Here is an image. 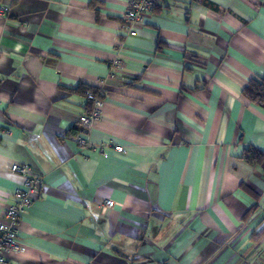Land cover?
Returning a JSON list of instances; mask_svg holds the SVG:
<instances>
[{
  "label": "crops",
  "instance_id": "0c3cea01",
  "mask_svg": "<svg viewBox=\"0 0 264 264\" xmlns=\"http://www.w3.org/2000/svg\"><path fill=\"white\" fill-rule=\"evenodd\" d=\"M127 1L0 0V222L10 166L41 176L3 264H264V0H159L136 35Z\"/></svg>",
  "mask_w": 264,
  "mask_h": 264
},
{
  "label": "built area",
  "instance_id": "2783aa9c",
  "mask_svg": "<svg viewBox=\"0 0 264 264\" xmlns=\"http://www.w3.org/2000/svg\"><path fill=\"white\" fill-rule=\"evenodd\" d=\"M159 0H128L126 11L124 13V22L131 35H136L137 25L146 22L147 16L157 7ZM9 6H0V17H6L9 13ZM124 64L121 57H115L111 61V67L116 71ZM87 98L93 106L89 113L81 116L80 120L86 127H91L99 118L101 113L102 99L100 94L94 91H88ZM75 139L84 147H92L101 152L111 149L110 146H95L88 137L75 135ZM114 150L123 151L122 145H116ZM9 171L13 174L21 175L24 179L23 188L14 192V201L8 206L4 219L0 222V264L7 261L5 253L10 250L19 249L17 222L21 213L33 203L41 186V176L32 167L26 164L14 163ZM114 201L107 200V205L112 206Z\"/></svg>",
  "mask_w": 264,
  "mask_h": 264
},
{
  "label": "trees",
  "instance_id": "16d2710c",
  "mask_svg": "<svg viewBox=\"0 0 264 264\" xmlns=\"http://www.w3.org/2000/svg\"><path fill=\"white\" fill-rule=\"evenodd\" d=\"M244 93L250 100L264 107V78L252 79ZM243 158L249 164H257L264 161V153L255 148H248Z\"/></svg>",
  "mask_w": 264,
  "mask_h": 264
}]
</instances>
